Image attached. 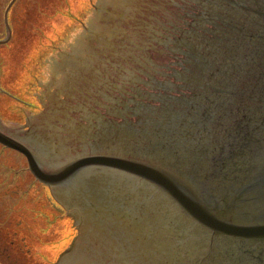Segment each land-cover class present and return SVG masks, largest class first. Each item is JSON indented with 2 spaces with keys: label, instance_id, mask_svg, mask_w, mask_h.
Listing matches in <instances>:
<instances>
[{
  "label": "water",
  "instance_id": "1",
  "mask_svg": "<svg viewBox=\"0 0 264 264\" xmlns=\"http://www.w3.org/2000/svg\"><path fill=\"white\" fill-rule=\"evenodd\" d=\"M36 97L26 124L86 142L41 161L0 143L42 184H73L66 204L112 228L100 237L126 234L78 264H264V0H88L44 53ZM150 206L170 216L156 225Z\"/></svg>",
  "mask_w": 264,
  "mask_h": 264
},
{
  "label": "flooded vegetation",
  "instance_id": "2",
  "mask_svg": "<svg viewBox=\"0 0 264 264\" xmlns=\"http://www.w3.org/2000/svg\"><path fill=\"white\" fill-rule=\"evenodd\" d=\"M21 2L22 0H0V36L3 35V37H0V40L7 38L5 42L0 43V46L9 43L13 37L14 22L17 18L16 5ZM1 68H3V66L0 63V81ZM27 75L29 77L30 73L28 72ZM60 125L61 126H58V128L55 129L57 134L47 136L44 132H38V125L33 126V124L24 123L20 126H6L1 122L0 118V131L7 137L13 138L28 147L40 161L45 158L54 160L56 157L54 152L57 153L58 151H62L63 149L61 147H64L65 142L68 140L74 141V137L77 139V143L78 141H82L83 144L86 142V139L89 138L87 136V138H85V136H80V138L78 135L73 136V133H70L67 129L66 123ZM43 126L47 128V125H40V127ZM49 128H55V125H50ZM16 155H19L26 160L21 152L0 143V264H21V261L24 259L32 260V257H38L37 255L32 254L33 252L31 251V248L33 246L29 243L32 228L29 225L30 223L27 224L28 218L31 216L29 213H31V204L33 202H31L30 195L24 193V190L21 191L20 188L16 189ZM27 169L29 170L28 166ZM39 183L42 185V188H44L45 200L44 203L43 201H37L35 202L36 204H34L35 210L33 213L35 214V223L38 220L40 221L39 223H41V220L43 221L44 218H47V214L50 211L48 209L49 206L47 205V197L49 195L50 199L55 201V205L53 204L50 206V209L52 212L54 211L53 213L55 215L58 214L57 217L50 218L52 226L54 223H63L65 211L73 220L74 234L71 237V241L74 243L73 247L78 251L77 254L74 252L73 257L71 258L73 264H78V257L76 256H80L81 254L84 257H89L90 255V257H92L91 259H94L95 256L110 259V248L112 247V244H115V246H121L123 244L122 241L124 242L125 239L123 236L126 234L121 231V233L111 241V238L108 237L112 233V228L110 226L106 224L102 226L101 223L97 224L94 222L93 224L90 221L91 215L85 209L75 205L68 206L66 201H72L75 203L79 202L78 194L73 192V184L65 183L54 188L48 187L41 182ZM150 207H152V209L148 211V217L149 220H152L153 222L156 221V225L160 223V216L163 218H165L166 215H168V217L170 216V213L167 210L161 211L159 208L154 209L153 206ZM132 212V217L139 221V218L142 217L144 211L138 209L137 211ZM49 213L52 215L51 211ZM37 226L34 227L35 231ZM17 228H20L19 231H17ZM154 231H157L155 227ZM96 232L98 235L95 234ZM93 234H95V237L90 236ZM103 234L108 236L100 237ZM16 242H20L22 247L20 246L17 249L18 246L16 245ZM60 242H57V245H59ZM17 250L20 252L16 253ZM41 255L42 254H39V257ZM61 256H63V254H60V258ZM61 263L62 262H59V264Z\"/></svg>",
  "mask_w": 264,
  "mask_h": 264
},
{
  "label": "rangeland",
  "instance_id": "3",
  "mask_svg": "<svg viewBox=\"0 0 264 264\" xmlns=\"http://www.w3.org/2000/svg\"><path fill=\"white\" fill-rule=\"evenodd\" d=\"M87 1L22 0L16 5L17 18L14 22L13 37L9 43L0 46V63L3 66L0 81V118L4 125H23L26 123L25 116L28 111L42 110L36 90L44 53L61 40L69 25L79 24ZM15 166L16 189L24 190L33 202L29 213L31 216L27 221L32 228L29 243L33 247L29 248L32 249L33 253L30 252L33 255L38 256L32 257V260L24 259L21 264H55L59 252L72 242L73 220L65 211L63 223H54L52 226L50 218H55L58 214L55 215L50 209V206L55 205V201L48 195L47 205L52 215L49 211L47 218L41 220V223L39 220L35 223L34 204L37 201L44 203V188L29 172L23 157L16 155ZM19 229L17 228V231ZM57 242L60 244L57 245ZM16 245L18 249L21 243L16 242ZM18 252L20 251L17 250L16 253ZM39 254L42 255L39 257Z\"/></svg>",
  "mask_w": 264,
  "mask_h": 264
}]
</instances>
